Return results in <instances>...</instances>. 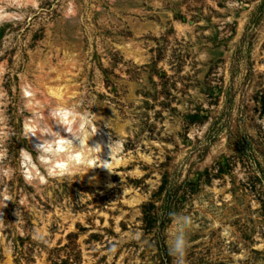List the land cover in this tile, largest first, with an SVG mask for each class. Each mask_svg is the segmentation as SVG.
Returning a JSON list of instances; mask_svg holds the SVG:
<instances>
[{
  "label": "rangeland",
  "instance_id": "374dc122",
  "mask_svg": "<svg viewBox=\"0 0 264 264\" xmlns=\"http://www.w3.org/2000/svg\"><path fill=\"white\" fill-rule=\"evenodd\" d=\"M74 3L0 0V264H172L173 211L194 218L187 264H264V0ZM46 86L70 88L102 156L119 141L105 183L86 166L25 181V118L51 125L59 102Z\"/></svg>",
  "mask_w": 264,
  "mask_h": 264
},
{
  "label": "clouds",
  "instance_id": "9594fccd",
  "mask_svg": "<svg viewBox=\"0 0 264 264\" xmlns=\"http://www.w3.org/2000/svg\"><path fill=\"white\" fill-rule=\"evenodd\" d=\"M74 11V0H66V18H71ZM48 119L52 121L51 125L36 112L25 118L24 137L31 140L32 143L34 137L40 141L39 144L34 145L35 157L26 148L20 149V170L26 182L42 180L41 168L49 176L63 174L68 169L80 165L92 169H107L112 172V161L115 158L114 145L119 144V141L111 142L108 145L111 149V159H103L104 145L102 143L90 144L92 140L90 138L95 137L98 132L91 125L90 118L77 111V106L57 104L49 109ZM3 124L4 116L0 114V161L6 158L7 153ZM11 171L9 168L0 166V178H7ZM0 196L3 197L5 203L9 201L6 194L0 193ZM168 218L170 221L167 229L168 252L172 257V264H187V254L190 247L189 235L194 225V218L183 211L169 212ZM31 235L37 244L51 247L54 243L39 228H34ZM134 238L139 240L140 233H136ZM109 251L115 252L116 246L113 245Z\"/></svg>",
  "mask_w": 264,
  "mask_h": 264
},
{
  "label": "bare ground",
  "instance_id": "6f19581e",
  "mask_svg": "<svg viewBox=\"0 0 264 264\" xmlns=\"http://www.w3.org/2000/svg\"><path fill=\"white\" fill-rule=\"evenodd\" d=\"M46 90L48 91V94H51V95L56 97V99L59 101L58 104L71 106L70 104H68V102H69L68 98H70L72 95L69 87H66V86H60V87H58V86H46ZM28 95L29 94H27V96ZM30 112L32 114L34 112H36L42 116V114H41L42 110H40V107L39 108L32 107V108H30ZM45 121H47L46 118H45ZM93 127L96 128L98 134L95 137H91L90 139H92V141H94V144H96L97 138L99 136V129L96 126H93ZM27 141L29 142V144L31 145V147L34 150H35L34 145H37L40 143V141L35 137L33 138V143L29 139H27ZM92 144H93V142H92ZM102 158L105 160H108L107 158H105V156H102ZM84 167L85 166L80 165V166L73 167L70 169H72V172H75L76 170L82 171L81 169H83ZM95 169H97L96 175H91L89 173L88 174L83 173V178H85L89 182V184L98 186V185H101L102 183H105V181L103 180L102 177L97 176L98 174H106L108 177H111V172H109L107 169H102V168H95ZM67 171H70V170L68 169ZM52 176H55V175H52Z\"/></svg>",
  "mask_w": 264,
  "mask_h": 264
}]
</instances>
